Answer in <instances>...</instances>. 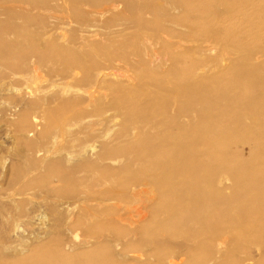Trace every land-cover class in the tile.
Segmentation results:
<instances>
[{"label":"bare ground","instance_id":"6f19581e","mask_svg":"<svg viewBox=\"0 0 264 264\" xmlns=\"http://www.w3.org/2000/svg\"><path fill=\"white\" fill-rule=\"evenodd\" d=\"M23 1L0 0V76L15 83L14 88L38 78L43 68L48 77L59 78V117L66 124L73 121L78 125L75 132L67 134L70 147L62 153L70 161L76 156L73 150H78L80 168L75 170L83 177H77L72 169L76 176L72 179L93 195L84 200L82 220L107 232L93 234L80 252L70 243L58 244L53 250L41 247V264H264V97L246 95L247 90L233 93L236 80L224 83L204 77L207 65L198 62L195 49L185 52L177 46L164 55L176 63L178 73L169 70L159 78L148 72L163 58L155 42L183 39L194 29L195 3L173 0L172 9H168L160 0H152L141 7L144 17L138 16L135 23L145 40L134 44L135 51L127 54L111 50L116 44L128 45L124 30L111 28L97 39L99 30L90 26L82 30L83 42L76 47L52 39V31L66 35L62 22L50 31L27 32L23 29ZM56 1L40 0L39 5L52 6ZM121 3L108 0L97 5L96 11L101 16L113 14ZM226 4L217 7L234 15L240 14L243 6L258 7L254 0H228ZM165 8L171 12L161 20ZM213 28L210 36L214 41L219 39L218 32L225 38L234 37L232 32L226 34L228 20ZM253 59L258 62L251 64L248 75L258 77L264 73V63L260 57ZM116 61L142 79L144 86L137 92L145 100L129 97L125 101L134 105L129 107L130 113H124L128 125H117L106 116L100 125L107 127L87 136L80 123L84 118L105 115L100 105L102 91L119 95L124 92L121 83H130L128 75L111 67ZM212 83L221 86L213 89ZM62 95L72 98L64 100ZM30 97L18 122L21 129L28 122V112L45 107L44 100ZM113 103L120 109L123 106L117 98ZM86 106L92 107V112H87ZM45 110L43 119L33 121L35 125L53 120L50 110ZM252 111L262 114L256 129L244 125ZM85 136L96 138L97 143L90 145L89 159L81 154L86 148L81 143ZM28 145L32 147L31 142ZM244 146L247 156L243 155ZM252 246L258 249L257 258L246 253ZM25 261L18 258L8 264H27Z\"/></svg>","mask_w":264,"mask_h":264},{"label":"rangeland","instance_id":"374dc122","mask_svg":"<svg viewBox=\"0 0 264 264\" xmlns=\"http://www.w3.org/2000/svg\"><path fill=\"white\" fill-rule=\"evenodd\" d=\"M39 1L24 0L21 5L23 29L27 32L35 35L39 31H50L58 26L56 23L62 22L65 24L66 35L63 33L64 36L61 35L59 30H57L59 33L52 31V39H55L59 45L76 47L83 42V32L90 26L94 25L99 30L100 35L97 39H101L104 33H108V29L124 30L123 34L128 36V45L116 44L111 50L114 53L125 51L131 54L136 48L133 45H141L145 40L139 36L142 30L136 27L135 21L140 15L144 17L141 7L150 4L152 0H140V2L139 0H116L122 1L120 8L115 13L104 16L98 15L99 10L96 11V8L98 9L97 5L108 2V0H102L103 3H96L93 6L88 3L90 0H57L52 6L47 7L39 5ZM160 1L162 5H165L164 7L169 6L172 9L173 0ZM191 1L196 5L194 29L190 33L186 32L183 39L173 38L170 42L164 41L162 44L155 42V47L163 58L162 61L154 62L151 68H148V72L159 78L165 77L170 72L169 70L178 73L180 70L177 66L175 68L176 63H172L169 57L164 55L167 52L173 53L172 50L177 46L185 52L195 49L198 62L201 65H207L204 77L221 79L224 83L227 80H236L237 84H235L236 88L233 93H242L247 90L246 95L264 97V84L261 82L264 81V73L263 75L260 73L258 77L254 75L256 78L248 75L252 71L250 70L251 64L256 65L258 62L253 59L255 61L253 63L252 58L260 57L264 63V0H254L258 6L254 7L257 9H252L250 5L243 6L238 15L226 14L220 8L218 9L217 4L225 8L228 0ZM78 3L81 5L79 9L74 7ZM167 8L159 16L161 20L166 19V12H171V9L168 11L169 8ZM109 19L112 21L106 23ZM224 20H228L230 25L227 36H231L230 32H232L234 37L225 38L222 33L218 32L219 39L214 41V38L210 36V33L214 31L213 26ZM67 23L71 24L70 27ZM189 25L190 23L186 24L188 27ZM61 28H64V25ZM89 42L93 43L94 40H89ZM229 50L230 53L227 54ZM254 55L258 56L254 57ZM215 65L219 68H215ZM242 65L248 66L247 70L238 68ZM111 67L128 75L130 83H121L124 92L119 95L114 96L106 90L102 91L100 105L105 115L84 118L80 123L83 124L87 136L100 133L107 127V124L100 125L105 122L103 117L106 116L115 119L117 125H128L127 115L124 113H130L131 109L125 101L129 97L136 98L140 102L145 100L144 95L141 94L139 97L140 94L137 92L138 88L144 86L138 74L129 71V67L120 61L114 62ZM4 76H0V264H8L18 258L25 259L27 264H41L39 261L41 247L53 250L58 244L64 243L72 244L77 248L76 251L80 252L83 242L88 239L92 240L93 234L96 233L99 236L107 232L99 230L91 221L82 220L84 200H88L93 195L89 194L90 190L87 187L79 186L72 179L76 176L83 177V173L76 171L80 168L78 159L81 156L78 150H73L77 157L75 156L74 160L70 161L62 153L65 148L70 147L67 134L75 132L78 125L73 121L66 124L59 117V103L56 97L61 94L60 80L58 77H52L53 79L48 77L46 68H43L38 73V78L17 84V90L13 86L15 83L13 84ZM255 79L257 81L259 79L260 82L254 84ZM220 86L216 83L211 84L213 89ZM30 96L44 100L45 107L28 112V122L21 129L18 122L22 113L27 109V101L32 98ZM62 96L64 100L72 98ZM116 98L123 104L121 109L113 106V100ZM18 101H23V103ZM78 102L81 107L83 101L79 99ZM86 107L87 112H92V107ZM130 108H134V105ZM45 109L50 110L53 120L49 123L42 122L41 125H35L33 121L43 119ZM249 114V119L247 122L244 121V125L258 128L262 114L259 111H252ZM87 136L83 137L81 142L86 144L84 152H81L84 159L92 156L88 151L91 148L90 145H97L96 138ZM29 142L32 143L31 148L28 145ZM247 153L248 149L244 146L243 155L247 156ZM72 169H76L74 177L72 176L74 173L70 171ZM79 218L82 223L75 227ZM103 238L106 240L105 237ZM246 253L254 258L258 257L256 246L247 249ZM116 260L121 261L122 259Z\"/></svg>","mask_w":264,"mask_h":264}]
</instances>
